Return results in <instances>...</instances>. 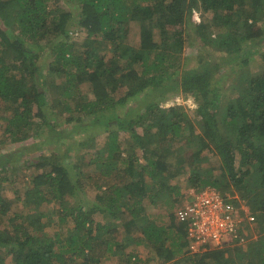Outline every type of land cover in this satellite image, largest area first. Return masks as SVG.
<instances>
[{"label":"trees","instance_id":"16d2710c","mask_svg":"<svg viewBox=\"0 0 264 264\" xmlns=\"http://www.w3.org/2000/svg\"><path fill=\"white\" fill-rule=\"evenodd\" d=\"M53 2L0 0V187L18 171L15 159L22 166L25 152L13 151L11 162L4 146L49 127L65 142L53 150L42 142L36 161L25 162L23 170L37 173L22 196L14 193L17 204L0 190V255L12 264H99L95 246L108 243L106 226L94 215L116 218L128 211L126 233L138 232L137 242H148L163 262L175 260L177 251L166 243L173 236L182 239L180 249L186 247L183 226H157L141 214L145 200L163 194L174 196V207L177 186L171 182L179 171L172 158L185 139L192 146L188 182L236 195L231 201L254 216L256 237L246 245L187 253L176 264H264V0ZM132 29L137 47L126 43ZM75 31L85 36L70 42ZM189 44L198 51L194 68H186L183 58ZM223 48L231 54L213 56ZM252 55L261 63L256 72L245 69ZM235 60L239 73L229 86L236 97L221 102L218 71ZM171 95L193 97L192 118L181 105H161ZM95 124L107 135L102 148L93 151V136L71 138ZM206 155L217 160L216 169L210 157L202 163ZM88 192L94 193L90 199ZM50 204L58 220L52 225L46 221Z\"/></svg>","mask_w":264,"mask_h":264},{"label":"rangeland","instance_id":"374dc122","mask_svg":"<svg viewBox=\"0 0 264 264\" xmlns=\"http://www.w3.org/2000/svg\"><path fill=\"white\" fill-rule=\"evenodd\" d=\"M61 1V0H54L53 4H55L56 2ZM69 7H72V5H74V1H70L69 3H67ZM200 11H196L193 14V21L195 24H197L200 21ZM71 39L69 40L71 41H79L81 40L84 36H85V32L84 31H75L74 34L71 35ZM214 37V36H212ZM126 43L132 47H137L138 45V31H136L135 29H132V31L129 32L128 38L126 40ZM51 46V45H49ZM48 48V47H47ZM49 49V48H48ZM186 49V50H185ZM184 49V55L183 58L184 60L187 59V65L186 68H194L197 66V64L199 62H197L198 60V51L196 49L195 46H192L189 44V46H187ZM211 53V52H210ZM109 54V53H107ZM231 53L227 52V50L225 48H223V50L219 51V52H213V56L215 55L216 57H226V55H229ZM40 55H44L46 59H50V54L46 53L45 50H41L40 51ZM109 57L111 56V54L108 55ZM41 58L40 57L36 63L41 62ZM221 63H225L224 61H220ZM239 61L235 60L232 62H230L231 65H227L225 67L222 68V70L220 69L218 71V76L222 75V79L219 83V87L217 89V93H218V97L217 99L219 101H224L227 99H231V98H235L236 94L233 93L232 91L234 90V87H230L229 85L232 84L234 86V83L236 82L235 79H233V76L235 74L238 75L239 73V69L236 66L238 64ZM240 63V62H239ZM260 62L258 60V57H254V55H252L251 57H249L248 62H247V67L245 69H247L249 72H256L259 70L260 67ZM215 79L218 80V77L215 76ZM235 81V82H234ZM186 95H171L167 98V100H164L161 105L163 107H169L170 105L173 104H177V105H181L182 108H184V110L186 111V113L192 118L194 115V112L197 108V103L195 102V100L193 99V97L191 95H188L187 97H185ZM57 102V100H54L50 103L55 104ZM138 103V101H134L131 102L128 105H134ZM129 108H119V112L118 114H122L124 113V111H126ZM3 110H5V107H3ZM93 123H95L94 121H92ZM0 125H2V122H0ZM2 126H0V135L2 134ZM84 130H86V128L83 127ZM91 131L87 132V133H82L79 134L75 137H73L71 135V138L73 139H78L79 137L82 138H89L90 136H93L95 138H93V151L102 148V146L104 145L105 142H107V135L104 134V132H101L102 129L100 128V125L95 124L94 126H91V128H87ZM50 127L46 130L44 128H42L39 132V134H37L36 132H33L34 134H31V136L29 137V139L25 140L24 142H19V143H10L7 144L6 146H4V154H8L9 159L11 162L14 160V158L12 157L13 151L17 152V150L19 148H22L23 151H25L23 153L20 165L17 168V159H15V164L13 166L16 167V170L14 174H10L9 177V181L7 182L8 184H5L3 182L2 186L0 187V190L3 193V196L6 197L8 200H11L12 202H14L15 204H17V196H15V192H19L20 196L23 195L24 191L28 188V182H29V176L32 173H37L34 171L33 168H30V170H23V165L28 163V161H36L37 157L41 154V151L39 147H41L42 142H47L46 145L48 147V149L53 150V149H57L59 144L64 145L61 140L58 139V137H55V134H52ZM87 131V130H86ZM138 133L141 134V130L137 129ZM197 132V130H196ZM119 138L123 139V140H128V134H124V133H120L119 134ZM71 145L70 146H74V142H70ZM129 143V142H128ZM68 146L65 147V149H67ZM184 148V149H183ZM192 148L191 145L186 143V140L183 139L181 140V142L178 144L177 148L174 150L175 153L174 157L172 158V164L178 168L179 174L178 176L172 180V185L177 186L176 192L174 193V195L177 193V195L175 196V199L177 198V201L174 203V207L172 206L173 201H174V196H168L167 197L163 194L160 199L158 200H154L153 202L149 201V200H145V202L143 203V211L144 213L141 214V217L143 218V221H153L157 226H163L165 228H168V226H170L171 221H176V223L178 224L177 220L175 219L174 216V211L177 207V205L184 200V198L186 196L189 195L190 192H196L198 190H202L204 188H197L195 186H192L189 182H188V178L191 175V171H192V166L190 164V159L187 162V155L190 156V149ZM75 149V148H74ZM137 149V148H136ZM187 151L185 154H183V152ZM136 152L138 154H140V152L138 150H136ZM123 155H126V152H123ZM234 159H235V163L236 165L238 164V155L236 153H233ZM210 157V162L211 163V168L212 169H216L213 168L214 166L212 165V162L217 164V160L213 159L211 156L206 155V157H204L202 159V163H205ZM141 162V160H140ZM23 163V164H22ZM207 163V162H206ZM207 168V166H206ZM209 169V168H207ZM18 172V173H17ZM11 173V172H10ZM17 177H21L23 178V180L17 181ZM154 188V187H153ZM211 188V187H210ZM215 191H217L219 194H221L222 196L225 195V197L230 198L231 200L234 198L236 199V195H233L230 192H224V194L220 193L218 190H216L215 188H212ZM45 190V189H43ZM89 193V194H88ZM86 197H88L89 199L91 197H93L92 192H88ZM239 204H242V202L239 201ZM244 205V204H243ZM55 207L53 204H50L48 206V211L50 212L51 209ZM244 207H246L244 205ZM52 212V211H51ZM53 213V212H52ZM129 214L130 212H126L125 215L123 217H116L113 218L110 214L108 213H104V214H96L94 215V222L95 223H100L103 226H106V236L103 239L104 241H106L108 244V246H104V245H100L98 244V247L95 246L96 248V254L100 253V258H99V264H127L126 260L128 259V257H130V262L129 264H176V261L178 260V258H181V256L183 255H188L187 251L184 248H179L178 244L182 243V239L178 240L176 237H170L168 242L166 243V247L171 248L172 250L177 251L178 255L175 257V260L165 263L163 262V257L159 256L155 253V250L152 249V247L150 246V244L144 240H139V242H137L138 238H140V234L138 232H133L134 230L130 229V232L127 234L125 227H124V223L126 221H128L129 219ZM135 214V213H134ZM254 217V216H253ZM48 223H50L51 225L53 223H58L57 220V214L53 213L51 215V217H48V219L46 220ZM246 222V221H245ZM254 222V221H253ZM51 225L48 227L50 232H54L55 230L51 227ZM5 226V222L0 225V228ZM253 226L254 228H256V225L252 223L251 227H246L247 228V232L249 233L248 237H247V242L245 243L248 244L250 243L253 239H255V235L253 232ZM62 227V225H61ZM169 230V229H168ZM48 231V230H47ZM95 239H96V235H94ZM99 240V239H98ZM177 240L178 242L175 244V241ZM93 241L94 238H93ZM235 243H227L224 246H233ZM117 245V246H116ZM109 247V248H108ZM110 249V250H108ZM0 258L4 260V264H12L11 263V259L10 257H8L6 254H1ZM74 264H79V263H74Z\"/></svg>","mask_w":264,"mask_h":264},{"label":"built area","instance_id":"2783aa9c","mask_svg":"<svg viewBox=\"0 0 264 264\" xmlns=\"http://www.w3.org/2000/svg\"><path fill=\"white\" fill-rule=\"evenodd\" d=\"M174 216L184 228L189 254L220 249L227 243L245 244L246 227L254 221L247 207L235 205L210 187L190 192L177 205Z\"/></svg>","mask_w":264,"mask_h":264},{"label":"clouds","instance_id":"9594fccd","mask_svg":"<svg viewBox=\"0 0 264 264\" xmlns=\"http://www.w3.org/2000/svg\"><path fill=\"white\" fill-rule=\"evenodd\" d=\"M239 205H241V204H239ZM242 205H243V203H242ZM248 208V207H247Z\"/></svg>","mask_w":264,"mask_h":264}]
</instances>
